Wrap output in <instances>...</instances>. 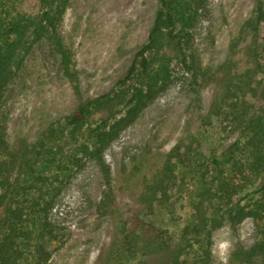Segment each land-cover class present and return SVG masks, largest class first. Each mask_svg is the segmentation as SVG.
<instances>
[{
  "label": "trees",
  "instance_id": "1",
  "mask_svg": "<svg viewBox=\"0 0 264 264\" xmlns=\"http://www.w3.org/2000/svg\"><path fill=\"white\" fill-rule=\"evenodd\" d=\"M37 1L38 11L28 14L20 9L22 0H0V264L48 262L51 252L46 245L57 239L49 215L68 173L82 170L87 162L96 164L103 179L98 211L104 215L117 209L105 152L179 71L191 73L195 82L194 30L208 0H156L146 40L114 87L105 94L79 99L70 114L45 128L31 151L12 155L2 105L37 45H50L74 93L79 94L77 73L59 34L70 0ZM249 28L258 42L252 71L230 79L208 115L221 117L223 132L235 141L228 150L211 153L212 180L198 193L191 222L175 243L146 219L155 209L164 208L175 185V169L183 161L171 153L147 175L145 168L136 167L140 189L136 201L143 217L117 223L106 264H127L137 256L145 261L139 264H146L147 258L159 254L167 256L168 264H215L212 231L223 221L237 225L248 218L255 222L256 240L248 249L237 248L232 260L244 264L257 255L264 264V0H257ZM98 112L105 116L89 121ZM207 202L219 207L213 215L207 213Z\"/></svg>",
  "mask_w": 264,
  "mask_h": 264
},
{
  "label": "rangeland",
  "instance_id": "2",
  "mask_svg": "<svg viewBox=\"0 0 264 264\" xmlns=\"http://www.w3.org/2000/svg\"><path fill=\"white\" fill-rule=\"evenodd\" d=\"M256 5L257 0L207 1L194 30L195 82L191 73L179 71L168 88L106 150L104 160L112 176L115 211L103 215L97 209L104 185L95 163L87 162L82 170L68 173L49 215L57 239L46 245L51 252L46 264H106L117 223L131 216L143 217L136 201L140 190L137 169L145 168L147 175L171 153L184 164L175 169V185L164 208L155 209L146 219L163 230L170 242L180 240L182 229L192 220L198 193L212 180L211 153L228 150L235 141L223 132L221 117L208 115L229 80L252 71L258 42L249 26ZM155 7L156 0H70L59 34L77 73L79 94L74 93L50 45H37L2 105L12 155L31 151L45 128L70 114L79 99L105 94L114 87L145 42ZM20 9L35 14L38 1L22 0ZM103 116L104 112H98L89 121ZM183 151L188 155H181ZM212 204L206 205L210 215L219 208ZM211 234L215 264H238L232 260L234 251L248 249L257 237L250 218L237 225L223 221ZM142 260L145 263L141 256L129 258L127 264ZM146 264H168V259L164 254L154 255ZM244 264H263L262 257L256 255Z\"/></svg>",
  "mask_w": 264,
  "mask_h": 264
}]
</instances>
